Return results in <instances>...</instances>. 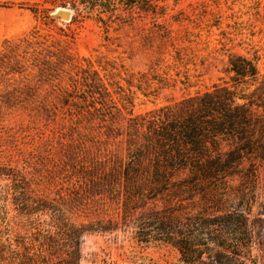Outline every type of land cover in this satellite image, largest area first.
Instances as JSON below:
<instances>
[{"label":"trees","instance_id":"obj_1","mask_svg":"<svg viewBox=\"0 0 264 264\" xmlns=\"http://www.w3.org/2000/svg\"><path fill=\"white\" fill-rule=\"evenodd\" d=\"M225 74L136 115L131 87L148 98L167 85L139 74L124 94L35 33L4 42L0 115H20L21 138L37 140L22 170L0 173L16 214L0 264H80L86 235L118 230L181 264H264V75L238 54Z\"/></svg>","mask_w":264,"mask_h":264},{"label":"rangeland","instance_id":"obj_2","mask_svg":"<svg viewBox=\"0 0 264 264\" xmlns=\"http://www.w3.org/2000/svg\"><path fill=\"white\" fill-rule=\"evenodd\" d=\"M61 11L68 12L69 20L60 18ZM34 33L55 43L74 65L91 67L101 76L109 72L110 83L117 82L124 94L128 91L122 79L139 74L167 85L148 98L131 87L135 99L127 111L136 115L226 79L232 55L254 60L258 78L264 75V0H0V49L4 42ZM45 90L47 86L40 96L47 94ZM21 125L26 121L15 112L0 115V173L7 168L22 170L24 158L36 145L30 139L37 140L34 132L21 138L17 132ZM0 176V237L4 240L11 237L16 214L1 197L7 180ZM39 180L43 194L52 197L56 188L44 189L48 181ZM260 186L264 189V180ZM88 220L81 217L77 222ZM80 264L181 263L173 248L141 244L130 231L118 230L86 235Z\"/></svg>","mask_w":264,"mask_h":264},{"label":"water","instance_id":"obj_3","mask_svg":"<svg viewBox=\"0 0 264 264\" xmlns=\"http://www.w3.org/2000/svg\"><path fill=\"white\" fill-rule=\"evenodd\" d=\"M69 14H68V12H66V11H61L60 12V18L62 19V20H69Z\"/></svg>","mask_w":264,"mask_h":264}]
</instances>
